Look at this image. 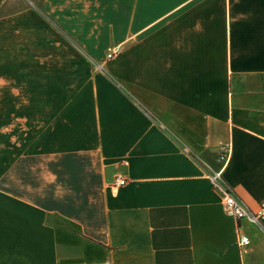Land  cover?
Returning a JSON list of instances; mask_svg holds the SVG:
<instances>
[{
    "label": "crops",
    "instance_id": "obj_1",
    "mask_svg": "<svg viewBox=\"0 0 264 264\" xmlns=\"http://www.w3.org/2000/svg\"><path fill=\"white\" fill-rule=\"evenodd\" d=\"M263 93L264 0H0V264H264Z\"/></svg>",
    "mask_w": 264,
    "mask_h": 264
},
{
    "label": "built area",
    "instance_id": "obj_2",
    "mask_svg": "<svg viewBox=\"0 0 264 264\" xmlns=\"http://www.w3.org/2000/svg\"><path fill=\"white\" fill-rule=\"evenodd\" d=\"M112 55L113 52H109L107 58H111ZM229 149V143H221L218 146L217 159L220 163V168L214 170L209 166L203 165V168L205 169V175L210 183L212 191L217 196V199L222 205L223 211L228 217L238 222L247 220L253 225L260 226L262 221H264V203L256 211H252L235 196V194L223 180L222 171L228 160ZM185 152L188 153L186 150ZM125 184L126 182L124 179L117 177L114 179L112 187H122ZM236 244L238 247H245L249 244V239L245 236H239Z\"/></svg>",
    "mask_w": 264,
    "mask_h": 264
}]
</instances>
